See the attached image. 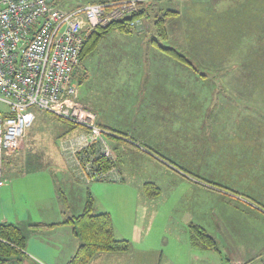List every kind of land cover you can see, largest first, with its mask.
Instances as JSON below:
<instances>
[{
    "label": "rangeland",
    "instance_id": "rangeland-1",
    "mask_svg": "<svg viewBox=\"0 0 264 264\" xmlns=\"http://www.w3.org/2000/svg\"><path fill=\"white\" fill-rule=\"evenodd\" d=\"M93 1L98 0H56V6L73 10ZM145 4L150 6L142 14L143 31L131 35L119 30L111 31L102 38L98 48L87 56L83 65L77 67L75 81L79 86L80 99L88 101L100 119L104 120L106 116L108 120L110 118L117 128H131L132 121L127 115L131 114L132 119H136L138 111L143 112L144 108H148L152 117L150 126L144 127L149 132L154 128L153 124H157V118H166L170 134H160L162 145L166 147L161 154L179 165L184 164L183 159L186 163L188 160L194 165L200 164V169L203 167L202 177H212L215 173L219 175L221 171H229L231 177L240 170L246 173L249 163L256 161L259 170L254 174L264 178V157L259 159L253 155L257 151H264V139H261L264 137V0H148ZM168 12L173 13L164 16ZM161 17L165 19L167 37L161 34L156 22ZM161 46L182 51L198 71L171 57ZM144 86L149 88L140 95L134 93L133 98L132 94L126 95L130 91L123 92ZM31 109L36 119L27 130L21 149L13 157L7 153L4 157L3 169L9 183L0 189V214L15 210L25 213L23 204L26 200V209L32 208L37 218L40 217L39 210L45 217L52 202L59 201L61 205L57 192H63L73 209H81L85 194L90 190L95 197L96 208H108L122 221L127 215L135 221V225L148 224L146 238H151L152 242L167 227L169 231L175 230V227L172 226V229L168 226L170 220L180 215L184 217L182 213L186 209L182 210L183 206L178 205L177 216L172 214L177 204L169 196L170 182L166 173L158 171L151 174L164 189L167 188L165 195H160L164 201H160L154 209L153 205H144L147 201L141 203L140 192L135 186L121 184L123 178L116 162H113L117 170L115 181H83L74 174L70 150L65 149L66 142L78 136L82 129L77 127L70 131L71 123L67 120L36 106ZM157 112L162 114L156 116ZM153 132L155 130L150 133L154 138ZM154 139L158 140V137ZM255 139L256 151L253 149ZM109 144L116 161L114 144L110 140ZM226 155L228 158L218 162ZM120 157L122 162L131 160L128 164L138 168L139 159L133 158V154L130 159L125 155ZM18 169L21 170L10 174L11 170ZM27 171H35L36 174H28ZM65 171L88 185L80 183L81 187L77 188L78 185L74 184L71 189L72 186H68L62 178ZM140 178L139 175L136 181ZM262 180L257 189L264 194ZM243 185L248 191L255 186L250 181L243 182ZM191 196L187 198L190 208L203 214L202 202L207 200L197 194ZM41 198L45 199V209L41 207L44 211L39 209ZM182 199L186 200L185 197ZM263 200L264 195L260 198V201ZM204 208L207 213L206 204ZM53 217L57 216L50 219ZM151 217L156 218L153 226L149 225ZM126 226L131 232L132 225L129 223ZM259 238L260 235L255 240ZM253 242V239H245L239 244ZM35 248L37 250L29 248V254L36 253L34 259L41 264H57L45 258V250L50 258L56 255L53 248L45 249L40 244ZM220 249V253L203 251L207 255L200 259L189 258L182 249L175 255L166 254L173 257V262L177 260L184 264H228L226 248L220 245ZM171 250L168 245L166 251ZM194 253L200 255L198 250ZM24 259L30 264H39L26 256ZM60 259L62 262V256ZM164 262L170 263L167 258H164ZM255 263L263 264L260 259Z\"/></svg>",
    "mask_w": 264,
    "mask_h": 264
},
{
    "label": "crops",
    "instance_id": "crops-1",
    "mask_svg": "<svg viewBox=\"0 0 264 264\" xmlns=\"http://www.w3.org/2000/svg\"><path fill=\"white\" fill-rule=\"evenodd\" d=\"M143 30L144 26L140 30H137V28H133L130 29V32L125 33L131 35L133 34V32L140 33ZM191 73L193 75V72ZM147 88L149 87L144 86L138 88H131L124 90L123 92L130 91V93L126 95L130 96L132 94L131 98H133L134 93L140 95L143 90ZM79 100H82L83 103L89 104V107H87L94 111L92 105L88 101L80 99V95ZM140 109L143 110L142 108H139L138 110ZM181 110L184 111V108H181ZM145 111H147V113ZM156 111H158V109H156ZM94 112H96L97 114L98 123L100 125L102 124L109 127H113L116 130H121L122 132H128L130 135L129 138L134 140L138 144L137 146L126 141L115 140L112 138L109 139L108 137L110 142L114 144L113 149L117 157L116 164L119 167L121 176L123 178L121 184L129 183L128 185L135 186L140 192L139 199H141V203L147 201V203H144V205L146 207L153 205L152 209H154L155 207H157V205H159L160 201H164L162 200V197L160 195L162 193H164L165 195V192H167V188L164 189V187L159 184L160 182L156 180L155 177L151 176V174H154L158 171L166 173L168 177L167 179L170 182L169 196L172 197L174 204H177L175 206L176 209L172 211V214H176L177 216L178 205L183 206L182 210L186 209V212L182 213L184 217L180 215L179 217H177V219L170 220L168 226H171V228L172 226L173 228L175 227V230L172 228L173 231H169L167 230L168 227L166 226L167 228L165 229V231L160 232V237H158L156 241L152 242L151 238H146L149 232L148 224L135 225L133 223L135 221L127 215L122 221L120 217L114 216V213L108 208H96L97 212L110 211L109 213H111L114 218V229L116 236L118 238L129 239L132 243V248L124 253L99 254L95 256L88 264H166L164 262V258H167V260L170 261L169 264H184L182 262L178 263L177 260L173 262V257L171 258L166 254L168 253L171 255H175L180 249H182L187 255H189V258L200 259L207 255L204 254L203 251H208L207 253H209L212 252V250L196 248L191 244L189 238V224L191 223H195L204 227L218 240L220 245L226 248L225 250L228 252L226 256L228 264H257L255 262L259 259L264 264V200L260 201V198L264 194L262 190L257 189V187L260 186L263 182L262 179L264 178H261L259 177V175L254 174L259 170L258 167H256V161L254 163H249V168L246 173H241L240 170V173H238L237 175L233 174V176L231 177L229 171H221L219 172V175L215 173L212 177H202L201 171L203 172V167H201L200 169V164L194 165L192 164V161L190 162L188 160L186 163V161L183 159L184 164L180 163L181 165H179L178 162H175L173 160L168 161L169 159L161 154L162 150H165L166 147L162 145V137L160 134H170V128L169 125L166 123V118L156 117L157 124H153L154 128L153 130H151H155V132L152 133L154 138L158 137V140H155L150 133L151 131L149 132L146 130V128H144L149 127L150 122L152 121V117L149 116L148 108H144L143 112L138 111V114H136L138 118L136 119H132L133 115L131 114H129L130 116L127 115L128 119L130 118V121H132V125H130L131 128L127 127V129L124 125H122L124 126V129L117 128L114 124L110 122V118L108 120L106 116L104 120L100 119L97 111ZM161 112H163V114L165 113L162 110ZM161 112H157L156 116L162 114ZM132 113L135 115L134 112ZM167 115L168 113L165 114V117H167ZM143 130L147 133L143 132ZM261 139H264V137ZM23 141L24 138L21 140L19 148L15 152L8 153V155L10 154L13 157L21 149ZM254 141L255 143L253 149L255 150L257 140L255 139ZM259 152L261 154L258 155ZM131 154L134 155L133 158L139 159L137 160L138 168L130 166V164H128L131 160H125L127 161L125 163L122 162V157L120 156L125 155L127 159H130ZM228 155L218 160V162L228 158ZM253 155L255 156V158H262L264 157V151H257ZM169 158L171 159V157ZM202 162L206 164L204 159H202ZM140 164L142 166L141 168H139ZM137 169H139L140 172H138ZM19 170L21 169L14 171L11 170L10 174L16 173V171ZM27 172L28 174H36L35 171ZM62 173L63 172H61V174ZM10 174L7 175L10 176ZM139 175L141 176V178L136 181ZM62 178L65 183L68 184V186H72L71 189L74 187V184L78 185L77 188L81 187L80 183L82 182L76 180L72 176V174H70L69 176L66 171ZM52 181L54 187L55 181L53 176ZM247 181H250L252 185H255L252 186V191H248L246 189V185H243V182ZM146 182H154L156 185H158L160 187V194L153 198L146 196L143 188ZM7 186L8 184L3 186L2 188ZM34 190H36V188L33 189V191ZM33 191L30 192V199H32L31 194ZM191 194L193 196L197 194L207 200H203L202 202L203 214H198L197 211L190 208L187 198L192 197ZM253 194H258V196H254ZM21 196H23V194ZM178 197L179 200H177ZM183 197H185L186 200L182 199ZM20 199L23 200L22 198ZM41 200L42 201L40 202L41 204L39 205V209L41 211H44L41 207L43 206L45 209V199L41 198ZM24 202L25 204H23V206L25 207V213H21L19 212V210H15L8 214H0V222H11L17 224L27 234L28 240L24 251L26 252L27 257L30 260L41 264L38 260L34 259L36 257H34L33 255H36V253H33V255L29 254V248L37 250L35 247L38 248V245L40 244V247H45V249L53 248L56 252V255L50 258L46 254L45 250L46 259L57 264H65L68 258H70L76 251L79 245V240L74 235L72 227L62 223L66 218V214L63 213V206L60 205L59 201H56L57 204L55 202H52L53 205L48 208V211L45 210V217H43L42 213L38 210L40 217L37 218L35 217V212L32 208L26 209L28 207V202L26 200ZM185 202H187V204H184ZM205 204L206 210L208 209L207 213H205ZM68 209L69 210L67 214L70 215L79 213L82 208L73 209L70 206V208ZM51 216L57 217H53V219H50ZM155 219L156 218L151 217L149 221L150 226H153L152 223H154L153 221ZM49 223L58 224L54 227H45L42 225L38 226V224ZM129 223L130 225H132V228H130L131 232L127 230L126 226H129ZM121 224H124L125 226H122ZM168 232L170 233V235H168ZM254 233L257 234L254 235ZM258 235H260V238L258 240H255ZM245 239H253L254 242L253 244L247 243L246 245L239 244L243 243ZM32 245L35 247H33ZM168 245H170L172 248V250L169 252L166 251L168 249ZM195 250H198L200 255H196L194 253ZM61 256L62 262L60 261ZM135 257L136 262L134 261ZM180 261L184 260L181 259ZM185 264H189V262Z\"/></svg>",
    "mask_w": 264,
    "mask_h": 264
},
{
    "label": "built area",
    "instance_id": "built-area-1",
    "mask_svg": "<svg viewBox=\"0 0 264 264\" xmlns=\"http://www.w3.org/2000/svg\"><path fill=\"white\" fill-rule=\"evenodd\" d=\"M147 1H97L65 10L56 0H0V188L9 183L4 157L19 148L34 123L33 106L82 129L65 147L75 175L88 182L115 181L111 132L79 100V86L72 77L87 36L115 22L142 29L139 12ZM98 155L111 162L110 168L100 169Z\"/></svg>",
    "mask_w": 264,
    "mask_h": 264
},
{
    "label": "trees",
    "instance_id": "trees-1",
    "mask_svg": "<svg viewBox=\"0 0 264 264\" xmlns=\"http://www.w3.org/2000/svg\"><path fill=\"white\" fill-rule=\"evenodd\" d=\"M149 6L150 4L147 6L145 4L141 8L139 14L142 16V14L148 10ZM172 13L173 12L165 13L164 16L166 14L168 15ZM158 19L156 22L159 26L161 34L164 37H167L168 34L164 24L165 19L162 17L159 20ZM113 30L130 32V28L123 22H115L106 28L95 29L89 36H87L85 40V45L81 53V65L79 64V66H82L87 56L98 48L102 38ZM161 48L171 57L184 62L188 66H193L192 69L194 71H198L197 67L193 65V63L182 51L174 47L161 46ZM75 73L76 72L74 70V78L72 77L73 80H75ZM70 123V131L77 127L80 128V126L72 122ZM101 126L111 132L109 133L110 135H108L109 139L112 138L115 140H122L138 146L137 142L129 138L130 135L128 132H122L121 130H116L113 127L102 124ZM97 159L99 161L100 169L106 170L110 168L111 162L108 161L104 156L98 155ZM143 188L146 196L148 197L153 198L160 194V187L154 182H146ZM57 193L64 209L63 213L66 214V218L62 223L71 226L74 235L79 240V245L76 251L70 258H68L65 264H88L95 256L99 254L124 253L132 248V243L129 239L118 238L116 236L111 213L107 211H96L95 198L90 190H88L85 194L83 203L84 205L82 206V209L79 211V213L70 215L67 214L70 205L68 204L67 199L64 198L63 192ZM57 224L58 223L38 224V226L42 225L45 227H54ZM189 238L191 244L196 248L213 250L219 253L221 252L218 240L204 227L198 224H189ZM27 240V234L19 225L11 222H0V264H30L24 259L25 256L27 257L26 252L24 251L27 245Z\"/></svg>",
    "mask_w": 264,
    "mask_h": 264
},
{
    "label": "bare ground",
    "instance_id": "bare-ground-1",
    "mask_svg": "<svg viewBox=\"0 0 264 264\" xmlns=\"http://www.w3.org/2000/svg\"><path fill=\"white\" fill-rule=\"evenodd\" d=\"M137 30H138V28H137ZM140 30V29H139ZM74 78V77H73ZM30 128V127H29ZM113 133V132H112ZM110 135V134H109ZM65 141H67V140H65ZM62 142V141H61ZM66 145H67V143H66ZM69 154V153H68ZM70 156V155H69ZM69 159V158H68Z\"/></svg>",
    "mask_w": 264,
    "mask_h": 264
}]
</instances>
